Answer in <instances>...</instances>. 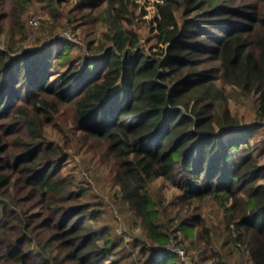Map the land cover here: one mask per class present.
<instances>
[{"label":"trees","instance_id":"obj_1","mask_svg":"<svg viewBox=\"0 0 264 264\" xmlns=\"http://www.w3.org/2000/svg\"><path fill=\"white\" fill-rule=\"evenodd\" d=\"M35 1L42 30L53 33L65 0H0V45ZM130 3L82 2L105 14L106 43L39 36L20 51L0 48V119L7 132L21 124L28 134L14 138L17 148L0 138V264L122 261L109 231L95 227L84 188L63 172L69 152L46 139L45 122L67 104L72 122L102 143L135 216L131 249L140 256L131 264H264V161L249 150L264 128V0H154L160 46L148 51L125 26ZM228 86L254 96V122L230 109ZM155 178L178 188L187 206L219 203V224L194 211L161 222L147 187Z\"/></svg>","mask_w":264,"mask_h":264},{"label":"rangeland","instance_id":"obj_2","mask_svg":"<svg viewBox=\"0 0 264 264\" xmlns=\"http://www.w3.org/2000/svg\"><path fill=\"white\" fill-rule=\"evenodd\" d=\"M84 1L91 2L92 0H65L62 2L58 12L62 16V22H66L68 25L63 29L64 25L61 20H58L54 23L53 33L49 36L46 31L42 30L43 12L35 1L19 13L18 21L21 26L14 25L12 30L7 32L0 48H6L7 44H10L14 50L20 51L35 45L39 36H47L49 41L56 37H58L57 39L73 40L82 47H85L83 38L88 39L92 36L98 40H104L106 43L105 33L108 30V23L105 20V14L100 13V7L84 6L82 4ZM153 2L154 0H134L136 5L133 3L129 5L132 13H126L130 21H126L125 26L137 32L140 46L146 51L156 50L160 46V43L156 45L155 29H152L150 23V19L155 15ZM143 10H146V13H143ZM95 16H98V19L95 20ZM51 45L56 48L60 42L56 41ZM227 89L230 93V109L237 114L241 122H254L256 120L254 96H243L231 86H228ZM45 124L46 139L54 143H61L69 152L63 172L67 177L74 178L75 185L84 188V194L80 198L88 202L91 212L93 210L95 227L109 231L114 238L117 244L115 256H122V261L119 264H131L140 256L137 247L131 249L133 236L139 235L140 231L134 226L135 216L127 200L123 197L120 187L112 182L111 159L104 155L102 143L87 135L83 129H79V126L72 122L71 105L60 106L58 113ZM258 131L260 132L257 135L259 141L255 143L251 140L254 145L249 150L254 155L262 153L261 159L264 161V128H259ZM18 134L28 138L23 125H14L12 130L7 132L5 121L0 119V138L2 141H9L8 148L16 147L12 141ZM244 150L245 148H242V151ZM261 182L264 183V179ZM147 187L160 204L161 222H174L175 217H188L193 211L203 218L206 224L217 225L221 221L223 208L210 198L205 197L201 201L187 206L185 198L180 197L181 191L168 185L160 178L148 182ZM0 198H3L2 195ZM4 198L7 199V197ZM38 207L32 205L29 212L37 211ZM54 243L56 242L54 241ZM203 244L200 243L201 246ZM170 248L178 252L183 250L181 256L186 258L185 250L178 248L174 240H172ZM57 250V248H53V253L49 252L47 255L55 254ZM195 252V249L189 247L187 254L190 256Z\"/></svg>","mask_w":264,"mask_h":264},{"label":"built area","instance_id":"obj_3","mask_svg":"<svg viewBox=\"0 0 264 264\" xmlns=\"http://www.w3.org/2000/svg\"><path fill=\"white\" fill-rule=\"evenodd\" d=\"M179 252H180V253H181V255H182V253H183V250H180Z\"/></svg>","mask_w":264,"mask_h":264}]
</instances>
